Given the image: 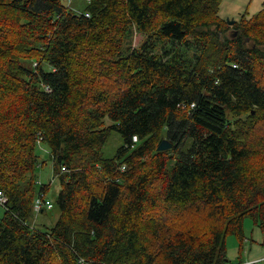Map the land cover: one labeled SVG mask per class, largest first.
I'll list each match as a JSON object with an SVG mask.
<instances>
[{
  "label": "trees",
  "instance_id": "trees-1",
  "mask_svg": "<svg viewBox=\"0 0 264 264\" xmlns=\"http://www.w3.org/2000/svg\"><path fill=\"white\" fill-rule=\"evenodd\" d=\"M222 2L0 0V264H226L264 226V4L231 25ZM40 138L62 185L45 229Z\"/></svg>",
  "mask_w": 264,
  "mask_h": 264
},
{
  "label": "rangeland",
  "instance_id": "rangeland-1",
  "mask_svg": "<svg viewBox=\"0 0 264 264\" xmlns=\"http://www.w3.org/2000/svg\"><path fill=\"white\" fill-rule=\"evenodd\" d=\"M66 7L73 8L76 12H83L88 6L89 0H59ZM264 0H223L221 5V16L230 19H239L241 14L248 11L249 16L257 14L263 8ZM142 33H135L124 46L126 49L130 43L132 48L140 47L144 40ZM131 41V42H130ZM149 44V42H147ZM163 44H159L157 51H162ZM23 66L34 69L37 65L35 59H21ZM167 139V138H164ZM123 144V138L119 132L113 131L108 139L104 154L112 157L116 154L118 148ZM39 155L38 165L35 169L37 182V193L42 186H48L47 199L53 203L51 208L43 212L35 210L34 218L31 220L36 226L45 229L54 226L60 211L56 204V198L61 190V181L55 176V166L47 144L40 142L37 146ZM5 216V206L0 203V218ZM227 257L229 261L226 264H264V226L257 224L253 218L247 217L244 222L243 239L230 234L226 240Z\"/></svg>",
  "mask_w": 264,
  "mask_h": 264
},
{
  "label": "built area",
  "instance_id": "built-area-1",
  "mask_svg": "<svg viewBox=\"0 0 264 264\" xmlns=\"http://www.w3.org/2000/svg\"><path fill=\"white\" fill-rule=\"evenodd\" d=\"M42 138L39 139V143L41 142ZM138 141V136H134L133 137V144L132 146L134 147L135 146V143ZM126 168V165H122L121 169L122 170H125ZM64 169V168H63ZM62 169V170H63ZM44 193H41V195L39 197H37L36 199V202H35V208L37 211H39L40 209H43L42 207L44 206ZM0 203L4 204L5 203V196L2 192H0ZM46 204L47 205H50V201L49 200H46Z\"/></svg>",
  "mask_w": 264,
  "mask_h": 264
},
{
  "label": "water",
  "instance_id": "water-1",
  "mask_svg": "<svg viewBox=\"0 0 264 264\" xmlns=\"http://www.w3.org/2000/svg\"><path fill=\"white\" fill-rule=\"evenodd\" d=\"M228 22L232 25L235 22V19L227 18ZM172 147V143L168 139H162L158 145V150H167Z\"/></svg>",
  "mask_w": 264,
  "mask_h": 264
},
{
  "label": "crops",
  "instance_id": "crops-1",
  "mask_svg": "<svg viewBox=\"0 0 264 264\" xmlns=\"http://www.w3.org/2000/svg\"><path fill=\"white\" fill-rule=\"evenodd\" d=\"M238 264H241V263H238Z\"/></svg>",
  "mask_w": 264,
  "mask_h": 264
}]
</instances>
